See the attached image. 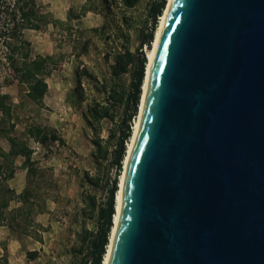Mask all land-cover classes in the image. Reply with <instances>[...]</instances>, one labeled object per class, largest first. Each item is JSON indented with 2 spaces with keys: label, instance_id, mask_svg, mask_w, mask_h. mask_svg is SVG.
Returning a JSON list of instances; mask_svg holds the SVG:
<instances>
[{
  "label": "water",
  "instance_id": "water-1",
  "mask_svg": "<svg viewBox=\"0 0 264 264\" xmlns=\"http://www.w3.org/2000/svg\"><path fill=\"white\" fill-rule=\"evenodd\" d=\"M109 264H264V0H173Z\"/></svg>",
  "mask_w": 264,
  "mask_h": 264
},
{
  "label": "rangeland",
  "instance_id": "rangeland-1",
  "mask_svg": "<svg viewBox=\"0 0 264 264\" xmlns=\"http://www.w3.org/2000/svg\"><path fill=\"white\" fill-rule=\"evenodd\" d=\"M157 1L140 0L134 8L125 9L120 0H38L45 20L40 30L28 31L26 37L33 58L52 59L43 105L31 102L17 81L3 89L12 97V120L4 118L0 128L32 150L28 165L22 156L0 159L6 176L15 170L14 177L3 183L15 192L4 211L5 228L0 227V242L7 244V251L0 249V258L6 257L7 264H81L90 259V243L102 225L99 210L106 206L112 181L118 179L119 187L124 172V165L120 172L116 170L114 160L126 110L118 106L115 122H102L101 138L109 140L103 143L108 154L97 158L88 107L104 103L95 82L100 85L110 79L114 53L121 45L136 57L140 48L145 55L152 48V44L144 46V41ZM132 74L121 79L127 93ZM138 116L139 110L132 126ZM11 123L15 131L10 130ZM37 127L59 140L35 142L28 131ZM4 139L0 133V147L11 148ZM88 195L96 198L94 210L87 207ZM30 253L37 257L30 259Z\"/></svg>",
  "mask_w": 264,
  "mask_h": 264
},
{
  "label": "trees",
  "instance_id": "trees-1",
  "mask_svg": "<svg viewBox=\"0 0 264 264\" xmlns=\"http://www.w3.org/2000/svg\"><path fill=\"white\" fill-rule=\"evenodd\" d=\"M125 9L134 8L140 0H120ZM167 0H158L151 9V30L147 34L144 46L150 48L153 44L155 31L159 20L164 13ZM45 16H43L38 0H0V113L4 118L12 120L11 95L3 92V89L11 86L17 81L19 86L26 88V97L38 106L43 105L44 98L48 91L47 78L51 75V57L36 56L32 57L31 42L27 39L28 31H38L41 29ZM140 54L136 57L124 44L120 50L115 51L114 60L111 66L110 79L102 84L96 80V89L105 96L104 103L94 102L88 107L87 120L93 133L92 143L96 147L94 156L106 157L108 154L107 143L101 138L102 122L109 120L115 122L116 109L123 106L126 110V117L123 119L122 130L117 140L114 166L118 172L122 169V162L127 153L126 142L130 141L133 134L132 121L136 118L141 103L143 82L146 74L147 57L140 48ZM132 74L130 91L127 93L121 79L123 75ZM87 74V71L84 72ZM79 87L81 82H78ZM16 125L10 124V130L15 131ZM0 133L11 145L10 151L6 153L0 147V158L4 161L19 156L24 157L25 165L31 163L32 150L27 146L19 144L17 139L10 136L4 128H0ZM30 139L39 144H46L51 137L52 140H59L55 135L50 136L46 130L37 127L28 131ZM114 136L111 133L110 138ZM129 143V142H128ZM128 145V144H127ZM5 167L0 164V227L4 223V211L9 209L13 201L15 192L9 186L4 185L6 181L14 177L15 170L12 169L9 176H6ZM97 183V181H94ZM118 179H114L111 184L106 206L99 210L102 218V225L97 236L91 241V254L88 261L81 264H103L107 248L109 245L110 234L113 227L115 215V202L118 192ZM7 195V196H6ZM9 195V196H8ZM87 207L90 210L96 208V198L86 196ZM84 240L87 236L83 237ZM1 241V240H0ZM0 249L7 251V244L0 242ZM30 259L37 257L36 253H30ZM0 261L7 264V258L2 257Z\"/></svg>",
  "mask_w": 264,
  "mask_h": 264
},
{
  "label": "bare ground",
  "instance_id": "bare-ground-1",
  "mask_svg": "<svg viewBox=\"0 0 264 264\" xmlns=\"http://www.w3.org/2000/svg\"><path fill=\"white\" fill-rule=\"evenodd\" d=\"M173 0H167V5L164 10L163 15L161 16L159 20V24L157 26V29L155 31V36L152 44V48L147 51L146 57H147V67H146V74H145V79L143 82V88H142V96H141V103H140V109H139V116L138 119L136 120L134 126H133V134L132 137L127 145V153L123 162L124 165V172L120 177L119 181V189L116 195V202H115V215L113 219V227L111 230L110 234V240H109V245L107 248V252L103 261V264H109L115 244V239L117 235V231L119 228L120 224V218H121V213H122V207H123V199H124V185H125V179H126V174L130 162V158L137 140L138 132L141 126V121L143 117V112H144V107H145V102H146V96H147V91H148V85H149V80H150V74H151V68L152 64L154 61L155 53L160 41V38L162 36L171 6H172Z\"/></svg>",
  "mask_w": 264,
  "mask_h": 264
},
{
  "label": "crops",
  "instance_id": "crops-1",
  "mask_svg": "<svg viewBox=\"0 0 264 264\" xmlns=\"http://www.w3.org/2000/svg\"><path fill=\"white\" fill-rule=\"evenodd\" d=\"M5 140V142L7 143V140L6 139H4ZM3 149H4V151L6 152V153H8L9 151H10V146H9V149H6V148H4L3 147ZM1 159V158H0ZM2 228H5V227H2Z\"/></svg>",
  "mask_w": 264,
  "mask_h": 264
}]
</instances>
